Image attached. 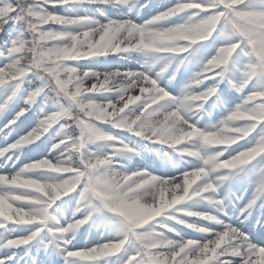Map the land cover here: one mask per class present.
Returning <instances> with one entry per match:
<instances>
[{
	"label": "clouds",
	"instance_id": "1",
	"mask_svg": "<svg viewBox=\"0 0 264 264\" xmlns=\"http://www.w3.org/2000/svg\"><path fill=\"white\" fill-rule=\"evenodd\" d=\"M15 2L3 129L41 107L0 146V264H264V0ZM146 156L171 174L129 167Z\"/></svg>",
	"mask_w": 264,
	"mask_h": 264
},
{
	"label": "rangeland",
	"instance_id": "2",
	"mask_svg": "<svg viewBox=\"0 0 264 264\" xmlns=\"http://www.w3.org/2000/svg\"><path fill=\"white\" fill-rule=\"evenodd\" d=\"M150 2H151V4H152V6L153 7H155V6H167L169 3H173L174 2V0H150ZM57 11H61V9H59V8H57ZM149 14V10H145V12H144V16H147ZM124 60H126V62H132L133 61V57L131 58V59H124ZM122 62L123 63V61L122 60H119V59H117V58H111L110 59V61L109 62H107V63H105V64H96V65H94V66H97V67H119V68H122V69H133V68H135L134 66H132V65H130V66H126V67H122V66H120L118 63L119 62ZM118 62V63H117ZM188 75H189V73L188 72H185V71H183V73L182 72H180V74H179V76L177 77V80L176 81H178V82H180V83H183L186 79H187V77H188ZM179 78V79H178ZM180 85V84H179ZM222 85H224V84H222ZM174 86V85H173ZM225 87H226V85H224ZM227 88V87H226ZM26 89V88H25ZM171 89H174V91H172L173 93H175L176 91H178V89H176L175 88V86L174 87H172ZM227 90L228 91H230V89H228L227 88ZM171 91V90H170ZM3 99V94H2V92H0V100H2ZM237 99H238V97H237ZM237 101V100H236ZM235 101V102H236ZM232 104V103H231ZM230 104V105H231ZM23 105V100L22 99H14L13 101H10V103H9V107H8V110H7V112L5 113V114H8V113H11V112H14V111H17L18 110V108L20 107V106H22ZM40 107H41V105L38 103V104H36L35 106H34V108H33V110L31 111L32 112V114L33 115H30V117H31V119H32V122H33V124H35V122H36V119H37V116L39 115V109H40ZM221 115H223V113L221 114ZM221 115H219V116H213V119H216V118H219ZM19 129H21V127H16V128H14V130H15V133H17L18 131H16V130H19ZM19 135V134H18ZM17 135V136H18ZM0 142H2V141H0ZM48 146H49V141L48 140H42L41 142H38L37 144H36V147L35 148H37V149H39V148H42V150L41 151H43L45 148H48ZM33 159H37V158H33ZM32 160V159H31ZM25 162H27V161H25ZM129 167H136V166H133V164H130L129 165ZM97 232V234H99L100 235V232L99 231H97V230H93L92 231V233H96ZM92 235V234H91ZM105 235H106V237H107V234L105 233ZM100 237H101V235H100ZM105 239V238H104ZM81 240H83L82 239V237H81ZM42 257H44L43 255H41ZM54 261H56L58 264H63V262L60 260V258L59 257H56V256H53V257H51V258H44V261H43V264H52V262H54Z\"/></svg>",
	"mask_w": 264,
	"mask_h": 264
},
{
	"label": "snow or ice",
	"instance_id": "3",
	"mask_svg": "<svg viewBox=\"0 0 264 264\" xmlns=\"http://www.w3.org/2000/svg\"><path fill=\"white\" fill-rule=\"evenodd\" d=\"M20 9L16 7L15 0H0V20H5L6 24L14 23L16 19V14ZM12 17L13 19H8Z\"/></svg>",
	"mask_w": 264,
	"mask_h": 264
},
{
	"label": "bare ground",
	"instance_id": "4",
	"mask_svg": "<svg viewBox=\"0 0 264 264\" xmlns=\"http://www.w3.org/2000/svg\"><path fill=\"white\" fill-rule=\"evenodd\" d=\"M122 61H124V60H122ZM125 62V61H124ZM121 64V63H120ZM130 64L128 63V62H126V63H122L121 64V66L122 67H126V66H129ZM16 123H17V121H16ZM15 123V124H16ZM15 124L14 125H10L11 127H13V126H15ZM29 124H31L30 122H29ZM28 124V125H29ZM10 126H9V128L8 129H10ZM33 126V124L31 125V127ZM31 127H29V128H31ZM1 129V128H0ZM2 129H3V127H2ZM8 129H3L2 131H0V136L3 134V135H6V136H8V140L6 141V143H9V142H11L13 139H15L16 138V135H14V134H12V133H10L9 134V132H8ZM25 131L26 130H28V128L26 129H24ZM24 130H22L21 131V133H23L24 132ZM0 146H1V144H0ZM49 147V146H48ZM47 149L48 148H46L43 152H42V154L44 155L46 152H47ZM25 160H27V159H25ZM25 160H23V161H25ZM22 163V162H21ZM6 170H8L7 169V167L6 168H3V169H0V171H6ZM104 238H106V235H104Z\"/></svg>",
	"mask_w": 264,
	"mask_h": 264
},
{
	"label": "trees",
	"instance_id": "5",
	"mask_svg": "<svg viewBox=\"0 0 264 264\" xmlns=\"http://www.w3.org/2000/svg\"><path fill=\"white\" fill-rule=\"evenodd\" d=\"M50 10H54L55 11V9H51V6H50ZM11 28H12L11 23L6 24L4 26V31L0 32V44H2L4 41H6L9 38V33H10Z\"/></svg>",
	"mask_w": 264,
	"mask_h": 264
}]
</instances>
